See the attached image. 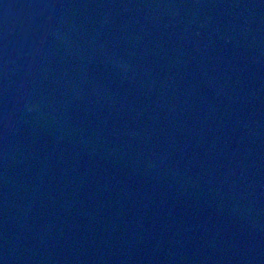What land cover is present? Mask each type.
Returning a JSON list of instances; mask_svg holds the SVG:
<instances>
[{
    "label": "water",
    "instance_id": "obj_1",
    "mask_svg": "<svg viewBox=\"0 0 264 264\" xmlns=\"http://www.w3.org/2000/svg\"><path fill=\"white\" fill-rule=\"evenodd\" d=\"M0 264H264V0H0Z\"/></svg>",
    "mask_w": 264,
    "mask_h": 264
}]
</instances>
